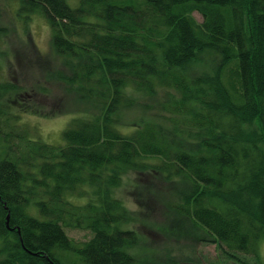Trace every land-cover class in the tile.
I'll return each mask as SVG.
<instances>
[{"label":"trees","instance_id":"16d2710c","mask_svg":"<svg viewBox=\"0 0 264 264\" xmlns=\"http://www.w3.org/2000/svg\"><path fill=\"white\" fill-rule=\"evenodd\" d=\"M69 1L20 0V11L48 19L59 59L47 75L98 114L55 146L18 124L6 101L18 88L0 83V264H65L68 253L186 264L172 250L138 259L139 234L123 228L132 216L112 197L151 162L181 185L169 207L185 226L228 264H264V0ZM139 110L148 119L128 124ZM84 186L93 195L77 205L69 196ZM82 229L92 238L77 246L67 230Z\"/></svg>","mask_w":264,"mask_h":264},{"label":"rangeland","instance_id":"374dc122","mask_svg":"<svg viewBox=\"0 0 264 264\" xmlns=\"http://www.w3.org/2000/svg\"><path fill=\"white\" fill-rule=\"evenodd\" d=\"M69 3L76 7L78 0ZM20 8V0H0V27L5 29L0 36V83L10 82L18 88L6 95L14 110L22 112L18 124L29 127L37 139L55 146L65 145L64 132L72 122L98 111L49 78L47 72L59 59L53 51L51 25L42 13L27 19ZM194 17L203 22L199 13H194ZM164 96L142 98L141 102H161ZM141 114V110L133 112L126 122L133 125L142 118L148 119V114ZM160 163L151 162L153 168L145 171H126L120 186L112 190V197L120 200L132 216L123 228L139 234L140 244L134 255L143 260L164 261L168 250H172L186 264H228L217 245L203 241L204 233L196 234L172 212L170 207L176 204L175 194L181 185L169 182L156 171ZM84 189L69 196L73 203L82 206L88 203L85 197L92 196L93 190L89 186ZM174 231L179 237L174 236ZM67 233L77 246L92 238L89 230H67ZM65 264L85 263L76 254L68 253Z\"/></svg>","mask_w":264,"mask_h":264},{"label":"water","instance_id":"95a60500","mask_svg":"<svg viewBox=\"0 0 264 264\" xmlns=\"http://www.w3.org/2000/svg\"><path fill=\"white\" fill-rule=\"evenodd\" d=\"M9 220H10V215L8 216V223H9Z\"/></svg>","mask_w":264,"mask_h":264}]
</instances>
